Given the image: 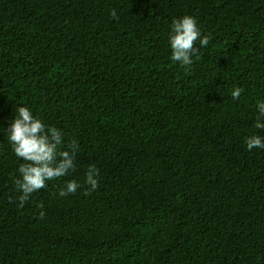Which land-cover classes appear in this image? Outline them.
<instances>
[{
    "label": "trees",
    "instance_id": "1",
    "mask_svg": "<svg viewBox=\"0 0 264 264\" xmlns=\"http://www.w3.org/2000/svg\"><path fill=\"white\" fill-rule=\"evenodd\" d=\"M184 15L211 37L190 68L168 42ZM261 99L264 0H0V264H264ZM21 104L78 145L22 208ZM89 165L97 189L58 197Z\"/></svg>",
    "mask_w": 264,
    "mask_h": 264
},
{
    "label": "clouds",
    "instance_id": "2",
    "mask_svg": "<svg viewBox=\"0 0 264 264\" xmlns=\"http://www.w3.org/2000/svg\"><path fill=\"white\" fill-rule=\"evenodd\" d=\"M116 17L115 10L111 12ZM211 37L202 32L196 17L184 15L171 21L168 42L170 59L181 67L190 68L194 57L201 49L207 48ZM242 89L236 87L231 90V97L238 99ZM256 115L253 127L256 134L246 136L244 143L246 150H264V99L256 102ZM4 130V129H3ZM7 139L11 144L14 155L24 161L18 167L19 179L16 184L20 190L18 207H23L31 195L43 188L52 180H59L69 175L75 169L74 159L78 145L73 142L68 150H62L64 134L62 130L48 126L43 120L33 114V110L21 104L16 107L14 118L6 129ZM99 171L95 165H89L85 173L84 185L77 180L67 181L59 189L58 197H67L75 194L86 186V194L95 191L98 187ZM43 208V206H40ZM44 213L41 211L40 218Z\"/></svg>",
    "mask_w": 264,
    "mask_h": 264
}]
</instances>
